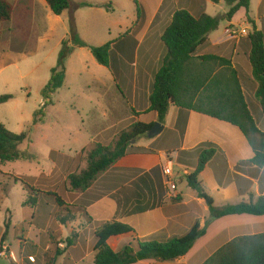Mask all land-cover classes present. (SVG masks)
Returning <instances> with one entry per match:
<instances>
[{
    "label": "crops",
    "instance_id": "0c3cea01",
    "mask_svg": "<svg viewBox=\"0 0 264 264\" xmlns=\"http://www.w3.org/2000/svg\"><path fill=\"white\" fill-rule=\"evenodd\" d=\"M6 1L13 6L14 13L11 21L0 24L3 45L0 51H33L31 47L24 46L25 41L30 42L31 34L36 33L34 26L38 23L40 10H43L42 4L38 0ZM82 3L92 6L86 1ZM201 4V0H147L146 7L142 5L141 20L137 21L136 15L132 16L131 22L118 24L116 36L111 37V29H108L110 38L106 43L128 33L136 40L137 46L132 60H123L124 64L115 77L108 71L103 74L104 79L95 83L98 111L89 112L92 124L90 128H84L88 141L77 140L84 135L78 130L75 134L77 137L71 142L73 148L68 150L70 154L61 155L66 159L67 167L78 164L77 155L83 144L108 145L136 122H156L152 113L148 112V101L154 76L167 54L161 36L174 12L185 10L196 17ZM223 4L224 0H219L217 17L221 21L218 28L207 35L194 56H213L225 61L224 65H219L220 62L213 65L212 76L224 73L230 88L239 85L257 130L264 134V113L255 97L257 83L248 60L249 45L243 41L245 37L227 40L224 35L226 28L236 27L246 29L248 33L253 30L262 32L264 39V0H250L248 10L240 9L230 21L223 19L228 10ZM203 6L204 12L211 16L208 13L209 6H213L211 2L204 0ZM108 7L110 9V4ZM15 40L18 43L22 41L24 46L11 48L10 43ZM73 56L72 53L67 59L65 71ZM90 87L91 84L85 86ZM162 126L163 130L157 136L141 137L131 142L125 156L100 174L88 190L79 194L76 200L83 212H72V218L62 225L65 233L57 234L54 239H64V243L58 246L65 249L58 250L61 254L51 264H93L94 233L106 223L116 222L132 229L131 233L108 239L107 244L114 252L120 251L133 239L165 242L187 234L197 222L202 228L208 219L209 209L205 201L197 198L195 191L187 186L185 177L194 172L199 156L205 151H212V157L199 174L198 181L211 198L213 207L256 202L264 196V168L250 163L254 157L253 147L264 144L260 135H250L247 139L237 127L227 122L174 105L169 107ZM169 153L170 156L167 155ZM166 165L172 169L170 179L175 187L172 193L164 185L161 172ZM155 168L158 170L150 173ZM190 203H194V209L197 208L200 213L191 209ZM6 211L9 212V209L6 208ZM30 227L33 228V225ZM51 229L52 218H49L44 227L37 228V240L46 234L53 238ZM72 233L76 234V238L67 246L66 240L71 238ZM257 234H264V216H224L210 222L204 236L194 243L185 256L172 262L143 260L136 264H203L234 238ZM19 250V255L14 257L15 264L35 262L33 256L27 255L34 262L25 263V251L20 246ZM41 250L37 242V264H42L38 255ZM10 263L11 259L7 258L5 263L0 264Z\"/></svg>",
    "mask_w": 264,
    "mask_h": 264
},
{
    "label": "trees",
    "instance_id": "16d2710c",
    "mask_svg": "<svg viewBox=\"0 0 264 264\" xmlns=\"http://www.w3.org/2000/svg\"><path fill=\"white\" fill-rule=\"evenodd\" d=\"M43 1L55 16H60L70 8L69 0ZM132 1L136 7L137 21H139L143 16L142 3L137 0ZM209 1L213 4L219 3V0ZM249 1L224 0L228 10L223 19L230 21L240 9L247 11ZM201 2L200 13L196 17L185 10L174 12L170 24L161 36V42L167 54L153 79L148 112L152 113L154 120L162 125L169 107L174 105L227 122L237 127L247 139L254 134H258L264 139V134L259 133L247 110L239 85L230 88L224 73L212 76L213 65L216 62H220L219 65H224L225 61L213 56H194L196 49L206 41L207 35L218 28L220 19L207 15L204 12V0ZM78 6L92 7L88 3H80ZM13 13V6L6 0H0V24L11 21ZM243 41L249 45L248 60L252 67V75L257 83L255 97L264 113L263 34L253 30ZM136 46V40L128 33L99 47L87 46L79 38L74 21L71 20L69 35L61 42L56 66L51 69L50 79L41 90L43 104L41 109L34 113L33 122H42L46 109L52 105V96L62 87L65 80V63L75 48H87L96 63L106 68L115 77L120 66L124 64L123 60H132ZM11 99L12 96L9 95L0 96V104ZM153 123L154 121L150 123L136 122L128 130L121 132L112 143L108 145L94 144L88 153L86 169L79 175L68 177L71 189L81 193L88 190L100 174L106 172L125 156L132 141L147 137ZM25 138V133H12L0 123V164L26 159L17 150ZM253 151L254 157L250 163L264 168V144L261 143L259 146L253 147ZM167 155L170 156V153ZM211 157L212 151L201 153L194 172L185 177L187 186L195 191L197 198L203 199L208 206L209 216L202 228L197 222L187 234L172 237L165 242L133 239L120 251L114 252L107 244L108 239L131 233L132 229L116 222L106 223L94 233L96 243L93 248L95 253L93 264H136L143 260L172 262L189 252L194 243L204 236L210 222L231 215L264 216V196L259 197L256 202H240L222 208L213 207L211 198L203 191L198 181L199 174ZM157 170L155 168L150 173ZM19 183L27 193L22 206H31L34 209L31 221L35 229L44 227L51 218L54 211L53 204L58 208H67L55 193L36 190L22 180ZM70 207L73 205L68 206V208ZM189 207L200 213L197 208L194 209V203H190ZM65 211L68 217L61 220L62 225L72 218L70 209ZM5 228L0 239V251L6 240L8 223L5 224ZM75 238L76 234L72 233L71 238L66 240V245L69 246ZM56 254L60 255L61 252L57 251ZM203 264H264V234L234 238L214 252Z\"/></svg>",
    "mask_w": 264,
    "mask_h": 264
},
{
    "label": "rangeland",
    "instance_id": "374dc122",
    "mask_svg": "<svg viewBox=\"0 0 264 264\" xmlns=\"http://www.w3.org/2000/svg\"><path fill=\"white\" fill-rule=\"evenodd\" d=\"M38 1L43 10H40L38 23L34 26L36 33L31 34L30 42L25 41V46L22 41L20 44L16 40L10 43L13 49L21 45L31 47L33 51H0V96H12L11 100L0 104V123L12 133L26 134L17 148L26 159L0 164V239L6 230L5 224L8 223L9 229L6 244H3L7 252L0 257V263H5L7 258L10 260V255L18 256L20 246L25 251L24 262L27 263V255H31L35 261L33 264H37L38 242L43 251L38 254L41 263L51 264L57 257L56 252L65 249L58 246L64 243V239H54L57 234L65 233L61 223L68 217L65 210L70 209L74 214L83 210L76 200L81 192L71 189L68 177L79 175L86 169L88 153L94 144H83L75 167H67L66 159L61 155L70 154L68 150L73 148L71 142L77 137L78 130L84 135L77 140L88 141L84 128L92 124L89 112L97 113L99 106L94 93L95 83L108 73L96 63L87 48L73 50L74 56L66 67L64 86L53 96L54 104L46 109L42 122H33L34 113L42 107L41 90L50 79L51 69L56 66L61 41L69 35L70 21H74L79 38L87 46L99 47L109 40L108 29H111V37L116 36L118 24L131 22L132 16L137 15L132 0H69L70 8L61 16L53 15L42 0ZM82 1L91 3L92 7H79ZM139 1L146 7L147 0ZM211 5L208 13L217 17L220 6ZM2 48L0 39V50ZM89 84L91 87L85 88ZM18 179L36 190L55 193L67 206L58 208L53 204V238L46 234L37 240V229L31 221L34 209L21 206L27 193ZM71 205L73 207L68 208ZM6 208L9 212H5Z\"/></svg>",
    "mask_w": 264,
    "mask_h": 264
},
{
    "label": "built area",
    "instance_id": "2783aa9c",
    "mask_svg": "<svg viewBox=\"0 0 264 264\" xmlns=\"http://www.w3.org/2000/svg\"><path fill=\"white\" fill-rule=\"evenodd\" d=\"M249 33L246 29H239L236 27H228L225 29L224 35L227 40H239L241 38L247 37ZM162 175L164 177V185L166 186L167 190H169L170 193L175 191L174 184L172 183L170 177L172 174V169L170 166H164L162 168ZM2 251H0V257L5 256L7 252V247L2 246ZM9 259H11L12 264H15V258L10 255ZM30 262H34L32 258H28Z\"/></svg>",
    "mask_w": 264,
    "mask_h": 264
},
{
    "label": "water",
    "instance_id": "95a60500",
    "mask_svg": "<svg viewBox=\"0 0 264 264\" xmlns=\"http://www.w3.org/2000/svg\"><path fill=\"white\" fill-rule=\"evenodd\" d=\"M162 130H163V126L160 125V124L157 123V122H154L153 125H152V127L149 129L147 136H148V137H155V136H157L158 134H160ZM133 142H134V141H132V143H133Z\"/></svg>",
    "mask_w": 264,
    "mask_h": 264
}]
</instances>
